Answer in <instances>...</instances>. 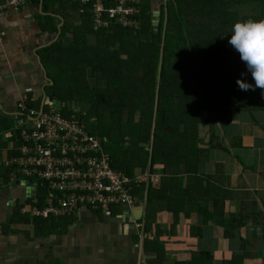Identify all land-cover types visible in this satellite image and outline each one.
<instances>
[{
  "label": "trees",
  "instance_id": "trees-1",
  "mask_svg": "<svg viewBox=\"0 0 264 264\" xmlns=\"http://www.w3.org/2000/svg\"><path fill=\"white\" fill-rule=\"evenodd\" d=\"M67 1L70 9L62 8V13L69 20L63 19L57 27L54 20L61 11L55 5L64 2L66 7ZM72 1L43 0L44 13L38 15L39 21L43 19L42 30H58L57 39L39 50L45 94L62 112L76 109L88 132L100 138L116 170L131 177L134 169L152 173L155 165L162 166L164 175L171 178L160 179L158 188L148 187L154 204L160 193L176 182L183 183L178 175L182 164L187 165L189 175L183 191H196L198 163L207 160L213 150L225 149L217 145L214 135L206 143L200 135L202 127L228 124L237 111L248 113L257 122L254 114L264 112V90H239L236 81L242 74L249 83L255 85V81L228 43L237 21L264 19V0H167L160 5L156 25L151 0H142L137 27L109 23L95 30L89 12L80 13L77 1ZM51 4L54 9L49 8ZM215 99L218 104L213 103ZM31 106L29 99L27 107ZM0 120V135L12 130L13 124L6 122L11 119ZM111 142L116 147L108 148ZM2 146L6 144L0 141ZM14 155L10 151L8 156ZM8 173L10 169L2 166L4 181H9ZM37 207H42L41 202ZM230 225L225 226L228 236L233 231ZM247 255L237 253L223 264H243Z\"/></svg>",
  "mask_w": 264,
  "mask_h": 264
},
{
  "label": "crops",
  "instance_id": "crops-1",
  "mask_svg": "<svg viewBox=\"0 0 264 264\" xmlns=\"http://www.w3.org/2000/svg\"><path fill=\"white\" fill-rule=\"evenodd\" d=\"M156 1L159 7L167 2ZM42 4L43 0H28L24 7H8L0 16V119H11L6 122L13 124L12 129L17 104L24 98L26 102L42 99L43 84L39 83L46 78L39 50L58 37V30L41 29ZM63 5H55L63 16L55 13L57 27L63 19L69 20L62 8L69 10L70 1ZM151 10L160 12L155 0ZM254 116L257 122L237 111L228 124L202 127L200 135L206 143L214 135L217 145L225 149L213 150L198 163L196 191H183L189 175L182 164L178 175L183 183L160 193L157 203L144 188L137 192L132 208H116L112 217L81 208L68 216L35 219L31 214L34 196L28 197L25 187L12 181L11 173L9 181L0 177V264H223L237 253H249L243 264L263 263L264 112ZM3 135L2 163L10 153ZM152 171L170 181L161 165ZM36 196L42 206L44 195ZM14 215L17 220L12 221ZM139 221L144 225L136 227ZM227 223H232L231 236L225 233Z\"/></svg>",
  "mask_w": 264,
  "mask_h": 264
},
{
  "label": "built area",
  "instance_id": "built-area-1",
  "mask_svg": "<svg viewBox=\"0 0 264 264\" xmlns=\"http://www.w3.org/2000/svg\"><path fill=\"white\" fill-rule=\"evenodd\" d=\"M76 1L80 13L89 12L93 29L109 23L139 25L142 0ZM23 2L0 0V16L6 8ZM36 99L31 107L25 98L17 104L14 127L3 135L9 141V151L16 152L4 159L3 166L24 191L30 188L28 197L35 200L32 216L63 217L90 208L112 217L116 208H132L138 191L160 185V176L148 170L129 177L113 168L100 138L88 132L74 107L62 112L50 96L42 94L40 101ZM39 193L44 195L41 208L37 207Z\"/></svg>",
  "mask_w": 264,
  "mask_h": 264
},
{
  "label": "clouds",
  "instance_id": "clouds-1",
  "mask_svg": "<svg viewBox=\"0 0 264 264\" xmlns=\"http://www.w3.org/2000/svg\"><path fill=\"white\" fill-rule=\"evenodd\" d=\"M27 2L28 0H24L22 4L12 8L20 9ZM228 43L240 54V59L246 64L248 72L251 73L252 79L255 81V85L249 83L243 78L244 74H242L241 78L236 81L239 90L255 91L256 88L264 90V19L237 21L233 26ZM42 94L46 95L44 90ZM262 96H264V91H262ZM138 223H140V226L144 225L141 221Z\"/></svg>",
  "mask_w": 264,
  "mask_h": 264
},
{
  "label": "rangeland",
  "instance_id": "rangeland-1",
  "mask_svg": "<svg viewBox=\"0 0 264 264\" xmlns=\"http://www.w3.org/2000/svg\"><path fill=\"white\" fill-rule=\"evenodd\" d=\"M164 1V0H163ZM157 4V5H156ZM155 6H157V8L160 10V7H159V4H158V2L155 0ZM78 22V20H76V23ZM90 67L88 66L87 67V72L89 73L90 72ZM45 84L46 83V79H43L42 81H40V83L39 84ZM91 84H92V79H89V81H88V85L91 87ZM192 85V82H191V84H190V86ZM213 103L214 104H218V100L217 99H215V100H213ZM209 106H210V104L209 103H207L206 104V111L204 112V117L205 118H207L208 116V108H209ZM137 117L138 116H136V119L135 120H137ZM0 140H1V144H2V141H3V138H1L0 137ZM107 147L108 148H114V147H116L115 146V143H113V142H111V143H108L107 144ZM108 153V152H107ZM2 161V158H1V160H0V169H2V166H3V163L1 162ZM141 170H139L138 168L137 169H134V175H137L139 172H140ZM14 187V189H17V186H13ZM142 191H144V188L142 189ZM260 262V261H259Z\"/></svg>",
  "mask_w": 264,
  "mask_h": 264
},
{
  "label": "water",
  "instance_id": "water-1",
  "mask_svg": "<svg viewBox=\"0 0 264 264\" xmlns=\"http://www.w3.org/2000/svg\"><path fill=\"white\" fill-rule=\"evenodd\" d=\"M151 17H152V23L154 25L157 24L158 22V17H159V11L158 10H153L152 11V14H151ZM153 132H154V119H153V126H152V132H151V143L153 141ZM142 146H146L145 144H141ZM150 158H151V147L149 149V162H150ZM30 188L27 186L26 187V190L28 191Z\"/></svg>",
  "mask_w": 264,
  "mask_h": 264
}]
</instances>
